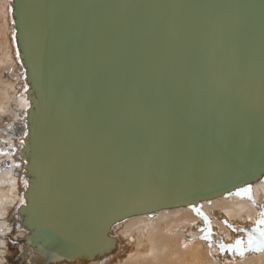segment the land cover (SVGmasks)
I'll return each mask as SVG.
<instances>
[{
  "label": "water",
  "instance_id": "95a60500",
  "mask_svg": "<svg viewBox=\"0 0 264 264\" xmlns=\"http://www.w3.org/2000/svg\"><path fill=\"white\" fill-rule=\"evenodd\" d=\"M8 4L20 257L98 262L116 224L264 178V0Z\"/></svg>",
  "mask_w": 264,
  "mask_h": 264
},
{
  "label": "bare ground",
  "instance_id": "6f19581e",
  "mask_svg": "<svg viewBox=\"0 0 264 264\" xmlns=\"http://www.w3.org/2000/svg\"><path fill=\"white\" fill-rule=\"evenodd\" d=\"M8 2L9 0H0V65H14V68L17 66L16 69L20 70L18 62L14 59L16 48ZM17 83L10 84L9 88H2L0 91L2 114L7 111L5 108L9 109L8 101H13V108L10 109L16 117L22 113L25 103L22 100L20 75L17 76ZM11 93L13 97L10 96ZM19 102L20 107L17 106ZM9 128L13 140L5 161L11 162L12 170L0 174V234L10 235V245L18 251L10 256L4 254L3 258L6 259L5 264H31L20 257V244L17 242L20 234L16 229V208L22 201L23 179L14 172L21 171L20 166L15 167L19 157V143L16 137L19 130H16L14 125ZM2 159L1 157L0 161ZM9 166L7 164V167ZM259 186L264 187V178L247 187L251 189L255 200L259 199L262 192ZM237 192L242 194L236 195ZM260 216L255 206L247 201L243 189L204 201L198 207H182L135 216L113 227V234L119 241V249L114 256L84 264H264V251H245L241 257L228 248L237 239L247 242L248 233L256 226ZM209 230L210 240H206L204 237L208 235ZM192 239L194 240L191 241ZM216 242L218 248L213 246ZM221 244L225 246L223 250ZM0 264H4L3 261L0 260ZM62 264L75 263L65 261Z\"/></svg>",
  "mask_w": 264,
  "mask_h": 264
},
{
  "label": "rangeland",
  "instance_id": "374dc122",
  "mask_svg": "<svg viewBox=\"0 0 264 264\" xmlns=\"http://www.w3.org/2000/svg\"><path fill=\"white\" fill-rule=\"evenodd\" d=\"M17 66L14 65H5V63H2L0 65V81L2 82L0 84V91L2 90V88H9L12 85H16L17 83V76L19 75V70L16 69ZM14 68V69H13ZM9 84V85H8ZM13 97V93H11V95ZM8 108H13L12 104L13 101H8ZM11 105V107H10ZM18 107L21 106L20 102L17 104ZM7 111L5 113H1L0 112V158L2 157V161H0V167L2 170H0V174L1 172H9L12 170L11 166L7 167V161H5V159H7L8 156V152H10V149L12 147V138H11V130H10V124H12L13 120L15 119V114L14 112H12V110L5 108ZM5 161V162H4ZM256 186V185H255ZM253 186V187H255ZM260 190L262 191L259 195V199L255 200L253 198V194H251V189L250 192L246 194L247 196V201L250 202L252 205L255 206V208L260 212V214L264 213V187L259 186ZM251 197V198H249ZM202 212V210H201ZM211 220V218H210ZM8 238H10V235H6L1 233L0 234V260L3 261V263H6V259L3 258L4 254H6L7 256H10L12 253L18 251L16 249H13V247L10 245L11 244V240H9ZM8 240V242H7ZM194 239H192L191 241H193ZM191 241L189 243H191ZM5 243V244H4ZM188 243V244H189ZM9 244V245H8ZM213 246H216L217 248L218 246V242H216ZM11 251V252H10ZM5 252V253H4ZM10 253V254H9ZM3 259V260H2ZM5 259V260H4Z\"/></svg>",
  "mask_w": 264,
  "mask_h": 264
},
{
  "label": "snow or ice",
  "instance_id": "6c2138e0",
  "mask_svg": "<svg viewBox=\"0 0 264 264\" xmlns=\"http://www.w3.org/2000/svg\"><path fill=\"white\" fill-rule=\"evenodd\" d=\"M250 192L249 188L243 189V193L247 194ZM241 192H237L236 195H241ZM251 198V197H249ZM205 220L207 218L205 217ZM203 231V230H202ZM210 230L208 235H205L204 239L210 240ZM221 249H224V245L221 244ZM230 251L237 252L241 257L245 251H264V213L261 214L260 219L257 220L256 226L248 233L247 242L243 239H237L233 245L228 246Z\"/></svg>",
  "mask_w": 264,
  "mask_h": 264
}]
</instances>
